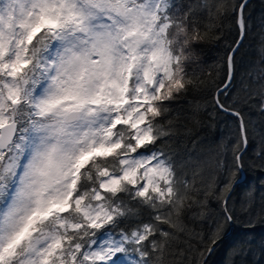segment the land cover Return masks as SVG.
Wrapping results in <instances>:
<instances>
[{"label": "snow or ice", "instance_id": "1", "mask_svg": "<svg viewBox=\"0 0 264 264\" xmlns=\"http://www.w3.org/2000/svg\"><path fill=\"white\" fill-rule=\"evenodd\" d=\"M246 8L0 0V264H208L237 222L232 194L250 136L241 102L264 115V68L242 101L232 91ZM228 21L239 39L226 77L210 78L195 46ZM189 94L236 126L205 160L178 159L168 143L185 126L173 105ZM189 103L184 120L198 123L201 105ZM261 201L256 212L254 200L241 201L247 226L264 224ZM177 233L185 247L174 250Z\"/></svg>", "mask_w": 264, "mask_h": 264}, {"label": "trees", "instance_id": "2", "mask_svg": "<svg viewBox=\"0 0 264 264\" xmlns=\"http://www.w3.org/2000/svg\"><path fill=\"white\" fill-rule=\"evenodd\" d=\"M175 2L187 6L196 4L198 0H175ZM245 16L247 32L235 54V76L232 88L233 93L239 96L241 101L246 95L242 90L243 85L249 84L255 87L258 81L254 78L264 68L260 63L264 59V0H248ZM222 33L221 35L220 32H207L205 33L207 39L195 46L199 69L206 76L219 77L220 80L226 77L224 65L226 55L239 39V31L230 21L225 23ZM217 36L220 38L216 39ZM206 99L207 97L203 95L189 94L185 100L173 105L175 113L179 114L180 122L185 125L179 128L168 142L178 159L186 160L191 157L205 160L219 151V144L222 141L234 139L236 126L232 119L223 115L213 116L211 107H205ZM195 101H199L201 105L199 122L188 123L184 117L190 110L189 102L195 103ZM241 108L246 119L250 121V136L244 154V167L239 173L240 180L232 194V200L236 202L237 222L208 256V264H264V224L247 226L246 222L251 217L245 215L241 209V201L247 198L254 200L253 212L258 211L262 203L261 197H264V156L258 155L264 150V145L260 143V134L264 132V115L254 104L241 102ZM208 208L210 211H215L216 202L209 201ZM188 227L197 232L202 229L207 232V226L198 221H189ZM185 240L184 235L177 233L170 246L174 250H179L185 247ZM237 245L242 249L239 256L232 253L233 247ZM178 259L179 257L169 256L168 264H175Z\"/></svg>", "mask_w": 264, "mask_h": 264}, {"label": "water", "instance_id": "3", "mask_svg": "<svg viewBox=\"0 0 264 264\" xmlns=\"http://www.w3.org/2000/svg\"><path fill=\"white\" fill-rule=\"evenodd\" d=\"M248 1V0H247Z\"/></svg>", "mask_w": 264, "mask_h": 264}]
</instances>
